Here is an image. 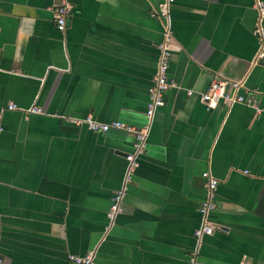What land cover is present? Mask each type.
Instances as JSON below:
<instances>
[{"label": "crops", "instance_id": "obj_1", "mask_svg": "<svg viewBox=\"0 0 264 264\" xmlns=\"http://www.w3.org/2000/svg\"><path fill=\"white\" fill-rule=\"evenodd\" d=\"M67 1L62 31L58 0H0V264H74L94 250L97 264H264V111H210L199 97L221 78L264 108V0H175L169 20L166 0ZM167 24L177 88L112 225L134 135L73 119L145 124ZM205 172L220 184L215 231L198 242Z\"/></svg>", "mask_w": 264, "mask_h": 264}, {"label": "built area", "instance_id": "obj_2", "mask_svg": "<svg viewBox=\"0 0 264 264\" xmlns=\"http://www.w3.org/2000/svg\"><path fill=\"white\" fill-rule=\"evenodd\" d=\"M175 0H166V3L161 8L160 17L169 18V13ZM260 18L254 30V34L260 42V52L256 57L255 64L261 63L264 60V3L258 2ZM72 14V7L67 0H58L55 9V21L60 30L65 31L68 19ZM169 20V19H168ZM172 44V33L168 24L165 27L164 41L159 45L160 59L158 70L153 78V85L150 89V101L147 106L146 122L141 128H136L120 121L111 123H100L92 116L84 119H73V123L80 126H86L94 133H108L112 130L125 131L134 135L133 152L128 155V167L126 171L125 181L122 188L117 191L112 198V206L108 213V218L113 225L118 216L122 213V207L126 199L129 184L139 167L140 159L146 153L152 125L156 111L165 105L164 95L171 89L177 88V85L169 77V69L171 63V54L168 48ZM244 83L232 82L221 78H216L211 83L207 91L200 93V101L210 111L216 110L221 103L232 108L236 104L246 105L258 112L264 111L259 108L256 98L253 95L242 93L244 91ZM193 91H188V95L192 96ZM11 110H18L16 104L11 103ZM30 113H42L38 107H33ZM1 131V129H0ZM204 181L205 199L201 203L199 212L203 219L202 227L196 231L197 241L200 242L204 236L212 235L215 231V226L210 220L211 213L217 207V190L219 180L216 179L210 172H205L202 175ZM70 260L74 264H97L96 251L89 252L84 257L71 256ZM196 259L192 257L190 264H195Z\"/></svg>", "mask_w": 264, "mask_h": 264}]
</instances>
